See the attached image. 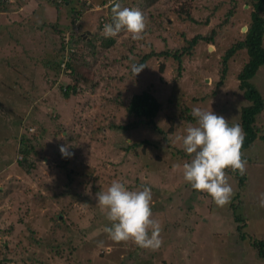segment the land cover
Wrapping results in <instances>:
<instances>
[{"label": "rangeland", "instance_id": "obj_1", "mask_svg": "<svg viewBox=\"0 0 264 264\" xmlns=\"http://www.w3.org/2000/svg\"><path fill=\"white\" fill-rule=\"evenodd\" d=\"M18 1L7 0V10L0 12V264H264L256 249L243 243L236 232L245 219L249 233L264 241V207L259 206L264 194V165L248 168L249 184L243 191L233 176H227L233 196L227 205L218 207L211 197L184 181L185 160L172 156L151 131H134L132 139L130 133L108 129L109 123L123 125L127 121L123 107L116 103H127L131 96L146 90L162 102L156 124L165 131L169 128L166 117L179 116L183 107L191 112L194 108L212 110L233 122L239 98L230 92L236 87L235 77L245 56L238 53L229 61L224 86L218 88L215 83L221 78L224 52L246 32L242 29L248 27L249 7L242 0L234 8L227 0H193L188 11L199 23L195 24L185 17L187 9L181 12L182 2L172 0L167 5L160 0L145 10L139 6L146 0L121 3L147 18L144 39L133 41L122 32L113 38L114 53L95 49L96 71L85 72L93 82L79 86L65 99L59 87L72 81L50 67L60 60L57 50L61 41L52 29L36 25H56L63 34L75 37L88 32L85 37L93 44L86 47L91 48L97 40H104L102 28L112 12L98 7L97 0H72L67 6L64 0H33L32 5L27 4L31 0H21L17 7ZM58 3L63 15L53 6ZM230 10V24L222 25ZM75 19L79 20L76 26ZM39 20L41 24H37ZM31 21L36 27L28 24ZM213 29V43L199 41L190 48L193 37L209 36ZM154 38L171 53L189 49L181 55V68L168 59L161 71L164 59L152 57L140 74L133 76V64L151 51H163L155 47ZM251 81L264 98V66ZM203 94L209 95L207 103L200 102ZM167 97L172 104L166 103ZM229 101L231 107L222 115L217 105ZM259 118L264 135V115ZM189 125L183 122L175 127L170 134L172 146L182 149L179 138ZM149 136L164 150L148 148L142 153L139 147V155L122 150L124 144ZM22 137L30 139L35 151L30 158L35 167L29 174L17 164L22 156L15 154ZM62 145L71 153L67 158L60 152ZM247 152L246 157L264 163L263 142ZM65 161H69L66 166ZM176 165L180 167L174 170ZM113 180L129 190L151 188L153 219L162 228L163 243L158 250L142 249L131 242L115 243L103 231L110 222L96 207V194ZM163 191L171 194V200L162 197ZM237 195L243 205L233 210L230 203L238 202L234 200Z\"/></svg>", "mask_w": 264, "mask_h": 264}, {"label": "trees", "instance_id": "obj_2", "mask_svg": "<svg viewBox=\"0 0 264 264\" xmlns=\"http://www.w3.org/2000/svg\"><path fill=\"white\" fill-rule=\"evenodd\" d=\"M52 0H46V3L51 2ZM59 1V0H58ZM66 3V6L69 3H72V0H64ZM147 2H144L143 5L139 6L143 10L149 8L150 5H152L155 2H160V0H146ZM172 0H162V2H165L167 5L170 4ZM173 0V3H184V5H180L181 12L185 11V17L187 20H190L191 22L195 24H199L197 21L193 20L189 13V5L193 2V0ZM229 3L233 6H236L237 2L241 3V0H227ZM33 0L27 2V4L32 5ZM98 6L101 8L108 10L113 6L114 2L119 3H132L130 0H97ZM112 2V4H110ZM244 5H247L250 9V18L247 22L248 27L246 29V32L243 34L241 38H239L234 44H232L222 56V69H221V78L220 81L215 83V87H222L224 86V79L227 75L228 69H229V61L233 59V57L237 56L238 53H241L245 56L246 60L243 61L242 65L240 66L239 72L236 74V87L232 89V92L234 95H237L239 100L237 102V109L234 111L233 116L235 120L231 122L230 124H239L244 132V143L242 147V159L246 161V171L243 175L239 173V171L233 172L231 170H227V176H233L236 179V182L238 184V188L240 191L245 190L248 187L249 180H248V168L251 166H257V165H264L262 161H260L258 158H249L246 157L247 151H251L257 144H260L261 142L264 143V135L262 134V128L260 129L258 123L260 121V116H263L264 111V98L263 96L258 92V90L253 86L251 81L258 69H260L262 66H264V0H242ZM17 3V7L21 5L22 1L15 2ZM61 3H58L56 5H53L56 7L57 10L62 11V7L60 5ZM121 4V5H125ZM140 5V4H139ZM8 2L7 0H0V12L7 10L8 8ZM42 6V5H40ZM231 7V8H232ZM234 8V7H233ZM42 10V9H41ZM52 10H55L52 9ZM231 10L227 12L226 14V20L223 21V24H230L229 23V16L231 14ZM61 15L64 14V12H60ZM40 15V14H39ZM38 15V16H39ZM96 17L97 15L94 14ZM45 16V14H43ZM46 17V16H45ZM59 17V14H58ZM109 19L112 18V15L108 16ZM98 18V17H97ZM30 26H39L40 28L46 27L49 29H52L55 31V34L58 35L60 39V47L57 50V56L60 57L64 53L66 49H68L73 57H70L69 61L66 63L65 69H68L67 77L72 81V84L69 83L67 86L63 87L60 86L59 91L63 95L65 99H68L72 92H74L79 86L84 85L86 86L89 83H92L93 80L89 79L87 75H85V72H91V74H94V64L96 61L95 56V49H103L104 50H110L112 53L115 52V39L111 38H105L97 40L95 43L97 45L92 46L91 48H87L86 46H91L93 44L92 41H90L89 37H82L81 35H77L75 37L73 34L65 35L63 34V31H59L58 27L56 25H49V24H41L40 20L39 23L41 25H36L33 21L28 22ZM205 25H208V19L204 22ZM69 30V28H67ZM159 30L154 31L152 38L155 33H157ZM216 34V30L213 29L209 36H202L198 35L193 37L189 41L190 48H194L199 41H204L205 43H213L214 42V35ZM156 43V48H162V52L156 53L154 51H151L149 54L144 56L138 64H143L145 66V62L152 58V57H162L164 60L161 61L160 67L161 71H164L165 69V61L168 59H172L173 62L176 61L178 68H181L182 66V59L181 55L188 53L189 50L182 49V54L177 53H171L170 50H164L165 45H160V42L153 39V43ZM87 48V49H85ZM92 49L91 51H89ZM76 53V54H74ZM75 55V56H74ZM103 59L105 62H107V57L103 53ZM78 58H81L83 61H79ZM78 60V61H77ZM49 60L47 61V63ZM53 71L60 75V62H52V66H50ZM179 70V69H178ZM95 88V87H93ZM214 95L210 97V99H213L216 95L215 92ZM209 95L203 94L202 98L200 99V102L207 103ZM215 101V100H211ZM166 103L172 104V101L170 98L167 97ZM117 105H120V107H123L125 112V118H127V121L123 125H116L114 123L108 124V129L110 131H116L117 133H130L133 139L132 132L137 130H149L152 132V137L160 138V140L163 142V144L166 147V150L169 151V153L177 157V160H185V162H188V155L182 150L175 148L172 146V142L170 139V134H172L173 130L175 129L178 124H181L183 122L187 124H193L196 122L195 118L192 116V112L189 107H183L181 109L180 115L176 117H166L167 124L169 126L168 130H164L156 124V121L159 118L160 113L162 112V102H160L159 99H157L151 90L143 91L140 94H134L129 98L127 103H124L122 101H119V103H116ZM232 102H223L222 104L217 105V108H221L222 115H225V112H227L229 109L228 107H231ZM262 114V115H261ZM92 129L91 126L88 127V129ZM93 132V131H92ZM151 136L147 138H141L137 139L136 141H133V143H127L122 146V150L127 153H134L135 155H139L138 148L140 147L142 150V153L145 152L148 148L152 149H158L161 151V149L164 150V148H161L156 142L151 141ZM35 136H32V140H35ZM30 144V145H29ZM65 144V143H64ZM78 150V148H77ZM34 147L31 145L30 139H25V137H22L18 142V147L15 152V154L22 156V159L19 158L20 161H18V166L25 170L26 174H29L34 169V164L30 161V158L34 155ZM246 152V153H245ZM10 162V160H9ZM9 162H6L4 166L6 167ZM69 164V161H65L64 165L66 166ZM158 174V171H157ZM70 179V178H69ZM67 187H70V182H68ZM162 197L166 196L167 200H171V194L166 193L163 191L161 194ZM179 198H181V194L178 193ZM240 196L237 195V197L234 198L235 201L238 200L237 203L232 201L230 203V208L233 210H237L238 207L243 205V202L240 201ZM259 212V211H258ZM260 213V212H259ZM236 222L241 223L236 219ZM242 225L236 227V232H238L239 239L251 246L252 248L256 249L257 255L259 258L264 259V241H262L257 234L249 233V224L247 229V224L245 223V219H242Z\"/></svg>", "mask_w": 264, "mask_h": 264}, {"label": "clouds", "instance_id": "obj_3", "mask_svg": "<svg viewBox=\"0 0 264 264\" xmlns=\"http://www.w3.org/2000/svg\"><path fill=\"white\" fill-rule=\"evenodd\" d=\"M111 12L110 23L102 28L101 34L105 38L113 39L123 32L129 34L133 41L144 39L148 22L140 10L123 7L121 3L114 2ZM78 24L79 20L75 19L74 26ZM88 34L87 32L86 35ZM86 35L81 36L85 38ZM64 54L65 51L58 61L60 76L70 73L65 67L61 68ZM70 57H73L72 54ZM144 68L143 64H133L131 74L137 76ZM192 116L196 124H190L185 129V135L179 138L182 140L183 151L192 157L182 166L183 179L193 190L207 194L215 205L223 207L233 196L227 170L239 171L241 175L246 171V161L242 159L241 151L245 138L243 129L239 124H230L212 110L194 108ZM60 152L65 158L71 155L67 146L62 145ZM179 167L174 166V170ZM96 200V207L110 222V226L104 227L103 231L111 241L131 242L152 251L161 247L162 228L160 222L153 219L151 188L129 190L124 183L113 180L105 191L96 194ZM259 206L264 207V194H261Z\"/></svg>", "mask_w": 264, "mask_h": 264}, {"label": "built area", "instance_id": "obj_4", "mask_svg": "<svg viewBox=\"0 0 264 264\" xmlns=\"http://www.w3.org/2000/svg\"><path fill=\"white\" fill-rule=\"evenodd\" d=\"M71 54L72 53L68 49L65 50V54H64V57H63V62L61 64V68L65 67V64H66L67 61H69V57H70Z\"/></svg>", "mask_w": 264, "mask_h": 264}, {"label": "water", "instance_id": "obj_5", "mask_svg": "<svg viewBox=\"0 0 264 264\" xmlns=\"http://www.w3.org/2000/svg\"><path fill=\"white\" fill-rule=\"evenodd\" d=\"M242 31H246V29H245V28H243V29H242ZM208 50H210V48H209ZM205 83H207V80L205 81Z\"/></svg>", "mask_w": 264, "mask_h": 264}, {"label": "crops", "instance_id": "obj_6", "mask_svg": "<svg viewBox=\"0 0 264 264\" xmlns=\"http://www.w3.org/2000/svg\"><path fill=\"white\" fill-rule=\"evenodd\" d=\"M52 10V9H51ZM53 11V10H52ZM44 13V12H43ZM45 14V13H44ZM46 15V14H45ZM50 16V15H49ZM203 194V193H202Z\"/></svg>", "mask_w": 264, "mask_h": 264}]
</instances>
